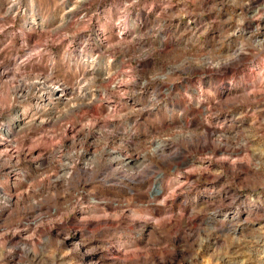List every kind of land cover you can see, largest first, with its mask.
Masks as SVG:
<instances>
[{"label":"rangeland","instance_id":"374dc122","mask_svg":"<svg viewBox=\"0 0 264 264\" xmlns=\"http://www.w3.org/2000/svg\"><path fill=\"white\" fill-rule=\"evenodd\" d=\"M0 155V264H264V0H0Z\"/></svg>","mask_w":264,"mask_h":264},{"label":"bare ground","instance_id":"6f19581e","mask_svg":"<svg viewBox=\"0 0 264 264\" xmlns=\"http://www.w3.org/2000/svg\"><path fill=\"white\" fill-rule=\"evenodd\" d=\"M51 89H52L53 93L54 92H56V93H59L60 92V94L63 95L64 92H66V90L68 89V87H67V85L59 84L58 86L52 85V88ZM60 94H58V95H60ZM11 132L12 131L9 128L6 130V133L7 134H10ZM155 190H156V193H162V191H164L163 188L160 185H157L156 188H155Z\"/></svg>","mask_w":264,"mask_h":264}]
</instances>
